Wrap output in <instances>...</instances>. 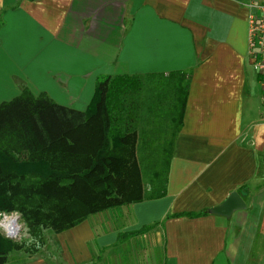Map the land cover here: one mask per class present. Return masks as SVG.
I'll use <instances>...</instances> for the list:
<instances>
[{
    "label": "crops",
    "instance_id": "1",
    "mask_svg": "<svg viewBox=\"0 0 264 264\" xmlns=\"http://www.w3.org/2000/svg\"><path fill=\"white\" fill-rule=\"evenodd\" d=\"M247 1L0 0V103L26 85L84 111L98 74L143 75L141 89L144 78L159 81L139 96L142 130L130 129L158 138L146 122L165 110L166 99L152 100L160 77L191 71L163 180L154 163L150 174L141 167L145 194L166 179L165 196L110 208L64 231L68 264L85 260L80 248L94 238L85 226L106 212L95 241L108 264H264V110L247 56ZM232 192L242 206L218 212ZM202 209L207 215L173 216ZM155 223L117 241L119 232ZM33 259L16 264H46Z\"/></svg>",
    "mask_w": 264,
    "mask_h": 264
},
{
    "label": "trees",
    "instance_id": "2",
    "mask_svg": "<svg viewBox=\"0 0 264 264\" xmlns=\"http://www.w3.org/2000/svg\"><path fill=\"white\" fill-rule=\"evenodd\" d=\"M141 77L98 74L84 111L57 104L44 92L35 95L26 85L19 95L0 103V214L18 213L30 238L16 242L0 233V264L24 262L11 263V252L37 253L47 230L59 234L90 215L165 196L166 179L159 180L158 192L145 194L137 156L139 138L136 128L130 129L140 113ZM160 78L152 100H170L167 112L174 135L182 125L191 71ZM207 213L202 209L173 216L195 218ZM155 225L119 232L117 241Z\"/></svg>",
    "mask_w": 264,
    "mask_h": 264
},
{
    "label": "rangeland",
    "instance_id": "3",
    "mask_svg": "<svg viewBox=\"0 0 264 264\" xmlns=\"http://www.w3.org/2000/svg\"><path fill=\"white\" fill-rule=\"evenodd\" d=\"M147 79H142L141 83L143 82L144 87L141 89L140 99L144 98L149 93V89L147 88L146 83H154L157 84V80H152L151 82H147ZM151 89V88H150ZM154 91L151 89V92ZM259 91L261 93V88L259 85ZM169 99L165 100V110L162 112L159 111L156 113V115L153 116V119L150 122L153 125V131L154 134H157L158 138H139L138 140V148H137V156L140 163V166L143 169L144 175L149 172V163L155 164L154 171L158 172L160 174V180H163L165 175V169H167L166 166V155L169 149V144L171 143L172 139L171 135L174 130V125L172 124V116L169 115L167 112V109H169ZM262 110H264V106L261 104ZM141 114V112L139 113ZM153 123H156V127ZM134 127L138 126L140 131L142 130V127L140 125V119L138 122V119L135 121ZM142 124V123H141ZM170 142V143H169ZM149 162V163H148ZM150 174V172H149ZM3 214V213H2ZM7 217H13L18 216V224H19V230L17 231L16 236L8 237L9 239L16 241V242H27L29 241V236L26 233V227L23 223L22 218L18 213L12 212L9 214H6ZM4 217H0V222L3 220ZM89 222H87V225L85 226V231H92L94 238L91 240H88L86 245H83L81 249V253L84 256V261H82L80 264H108V251L105 254H102V251H99V248L97 247V243L95 241V230L99 229V227L104 228L108 224V212L98 214L96 216L90 217ZM86 224V223H85ZM83 230V229H82ZM0 233L6 236V232L3 230L2 226L0 225ZM66 236V233L61 232L59 234H55L50 230H47L44 232V241L45 244L43 247L40 248L39 252L34 254V257L28 256V252L24 251H18V252H11L10 254V262L16 263L20 261H28L29 258H34L33 260L40 262V260H43L46 264H68L64 260V237ZM101 253V256L99 255V252ZM33 256V255H32ZM39 257V258H38Z\"/></svg>",
    "mask_w": 264,
    "mask_h": 264
},
{
    "label": "built area",
    "instance_id": "4",
    "mask_svg": "<svg viewBox=\"0 0 264 264\" xmlns=\"http://www.w3.org/2000/svg\"><path fill=\"white\" fill-rule=\"evenodd\" d=\"M247 56L250 67L256 75L257 81L261 88V103L264 106V0L247 1ZM0 225L9 235L7 227L3 224L8 217L1 213ZM17 222L18 216H14ZM18 223V222H17Z\"/></svg>",
    "mask_w": 264,
    "mask_h": 264
},
{
    "label": "water",
    "instance_id": "5",
    "mask_svg": "<svg viewBox=\"0 0 264 264\" xmlns=\"http://www.w3.org/2000/svg\"><path fill=\"white\" fill-rule=\"evenodd\" d=\"M242 206V201L236 192H232L228 198L217 208L218 212L228 213L230 210ZM7 237H12L8 235Z\"/></svg>",
    "mask_w": 264,
    "mask_h": 264
},
{
    "label": "bare ground",
    "instance_id": "6",
    "mask_svg": "<svg viewBox=\"0 0 264 264\" xmlns=\"http://www.w3.org/2000/svg\"><path fill=\"white\" fill-rule=\"evenodd\" d=\"M3 224L7 227L9 235L16 236L17 231L19 230V224L16 222V219L13 217H8L4 220Z\"/></svg>",
    "mask_w": 264,
    "mask_h": 264
}]
</instances>
